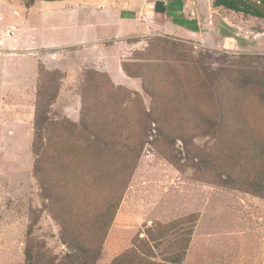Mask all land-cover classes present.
Returning a JSON list of instances; mask_svg holds the SVG:
<instances>
[{
    "label": "trees",
    "instance_id": "trees-1",
    "mask_svg": "<svg viewBox=\"0 0 264 264\" xmlns=\"http://www.w3.org/2000/svg\"><path fill=\"white\" fill-rule=\"evenodd\" d=\"M212 5L264 17L241 0H214ZM156 7L173 23L197 30L196 21L185 18L182 0ZM203 55L187 42L156 37L123 60V71L141 80L149 104L138 92L115 85L108 73L86 67L79 88L78 123L50 116L66 74L60 69L42 74L33 121V175L42 209L58 222L60 238L71 251L69 264H96L101 259L105 239L146 146L178 170L186 171L183 161L196 162L197 170L198 164H216L220 172L227 156L216 147L226 138L235 169L241 171L238 177L226 172L227 183L264 198V136L256 135L247 122L242 99L252 88L264 97V67L256 78L252 71L257 72V64L246 62L244 72L237 69V63L234 68L233 64L213 68L210 58ZM205 136L217 141L212 149L196 141ZM177 140L183 144V156L176 149ZM243 166L247 171L243 172ZM203 171L209 181L214 168ZM33 214L26 231L24 264H34L36 257L31 237L40 212ZM198 220L199 214L192 213L155 222L109 264H182Z\"/></svg>",
    "mask_w": 264,
    "mask_h": 264
},
{
    "label": "rangeland",
    "instance_id": "rangeland-1",
    "mask_svg": "<svg viewBox=\"0 0 264 264\" xmlns=\"http://www.w3.org/2000/svg\"><path fill=\"white\" fill-rule=\"evenodd\" d=\"M36 1L15 0L18 5L15 14L21 18V23L32 13L38 19L42 12L38 11L39 7H34ZM162 1L156 0V5L163 4ZM213 1L182 0L185 18L197 23L194 34L166 29L173 23L167 16L162 19L153 16L149 20L146 15L143 19L147 23L146 31L126 39L134 44L129 51L126 49L129 53L126 60L133 52L145 49L152 39L167 37L189 43L197 53L210 58L208 64L211 63L213 68L232 64L231 68H234L237 63V69L244 72L246 62L247 65L257 64V72L253 70L252 73L253 77L259 78V68L264 67V17L213 7ZM31 5L33 10H30ZM155 9L162 12L156 6ZM61 19V16L53 17L47 23H37L38 30L31 34L22 28L19 46L15 43L13 48L6 42L12 37L8 34L3 37L0 33L4 41V48L0 47V264L25 263L26 231L35 210L40 212V220L31 237L36 254L34 264H69L71 251L60 238V225L42 209L40 188L33 175L35 156L32 152L37 87L46 72L53 71L56 66L66 68L68 62L66 55L56 59L58 50L44 49V44L63 45L67 49L82 44V30L76 29L71 34ZM34 35L36 45L29 40L30 36L35 38ZM69 63L76 64L77 61ZM82 76L83 71L78 69L70 79L64 76L62 91L60 89L50 109L51 117L80 121ZM136 80V89L124 87L138 92L149 104L141 80ZM194 86L197 88L198 85L195 83ZM242 99L247 122L256 135L264 136L263 95L252 88ZM196 141L207 149L217 143L208 136ZM216 148L227 156L223 161L225 169L220 172L216 171V164H198L200 169L197 170L196 162L183 161L181 164H187L186 171L178 170L146 146L105 239L101 259L96 264H109L130 249L135 238L144 237L145 228L153 223L170 222L192 213H198L199 220L182 264H264V198L232 188L227 183L226 172L233 171L238 177L241 171L235 169L237 165L228 152L232 149L226 138L221 139ZM176 149L183 156L180 140L176 141ZM209 167L214 171H210L209 181H206L201 172L209 171ZM243 169L245 172L248 168L243 166Z\"/></svg>",
    "mask_w": 264,
    "mask_h": 264
},
{
    "label": "crops",
    "instance_id": "crops-1",
    "mask_svg": "<svg viewBox=\"0 0 264 264\" xmlns=\"http://www.w3.org/2000/svg\"><path fill=\"white\" fill-rule=\"evenodd\" d=\"M167 1L163 0L162 2L166 5ZM34 4V7H39L38 11L42 12L38 19L32 13L28 19L21 23V18L15 14L18 6L15 4V0H0V33L3 37L6 34L12 37L10 42L6 41L8 45H12L9 47L13 48L15 43L18 45L22 28L27 29L31 34L38 30L37 23L42 24L43 21L47 23L53 17L61 16L65 28L71 34L76 29H81L83 38L82 44L78 48L72 45L67 49L63 45L58 47L44 44V49L58 50V54H55L56 59L66 55L68 62L67 65L63 64L66 65V68L56 66L54 69L64 71L67 78L70 79L77 69L83 71L84 68L91 67L108 73L116 84L136 89L137 78L127 76L121 65L129 54L126 49L129 48V51L134 45L126 39L137 37L142 31H146L147 23L143 21L146 15L149 20L153 16H160L161 19L162 17L166 18L164 12H156V0H37ZM33 5L30 10H33ZM33 18L35 19L32 20ZM166 29H177V32L185 35L196 33L174 23H171ZM34 36L35 38L30 36L29 40L33 45H36V35ZM3 42L0 37L1 48H4ZM73 60L77 63L70 64L69 62ZM67 89H69V85Z\"/></svg>",
    "mask_w": 264,
    "mask_h": 264
},
{
    "label": "water",
    "instance_id": "water-1",
    "mask_svg": "<svg viewBox=\"0 0 264 264\" xmlns=\"http://www.w3.org/2000/svg\"><path fill=\"white\" fill-rule=\"evenodd\" d=\"M246 2L250 7L264 15V2L262 0H241Z\"/></svg>",
    "mask_w": 264,
    "mask_h": 264
}]
</instances>
